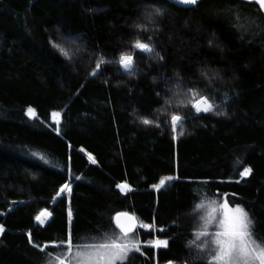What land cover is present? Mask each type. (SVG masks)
I'll list each match as a JSON object with an SVG mask.
<instances>
[{"label": "trees", "instance_id": "obj_1", "mask_svg": "<svg viewBox=\"0 0 264 264\" xmlns=\"http://www.w3.org/2000/svg\"><path fill=\"white\" fill-rule=\"evenodd\" d=\"M238 3L201 0L191 10L167 0H0V264H47L57 251L51 242L67 239L69 206L74 243L118 231L121 211L151 224L136 230L143 254L135 264H207L188 246L196 206L224 195L264 236V32L241 39L224 14ZM145 5L163 16L141 31L134 26L144 22ZM137 36L154 42L163 60L136 50ZM122 54L134 55L136 75L119 65ZM101 59L111 63L93 77ZM212 94L228 117L192 107L193 98ZM53 112L61 113L59 134ZM173 114L184 118L175 132ZM245 167L252 173L241 177ZM168 176L179 179L151 187ZM64 183L70 204L67 193L57 196ZM119 183L133 190L125 195ZM46 209L52 217L41 226L35 217ZM156 238L168 247L147 246Z\"/></svg>", "mask_w": 264, "mask_h": 264}, {"label": "snow or ice", "instance_id": "obj_2", "mask_svg": "<svg viewBox=\"0 0 264 264\" xmlns=\"http://www.w3.org/2000/svg\"><path fill=\"white\" fill-rule=\"evenodd\" d=\"M173 3L181 7H189L191 10H198L197 6L201 0H173ZM259 6L257 9L256 6ZM145 5L144 22L137 23L134 27L141 31L148 30V24H156V17H162L163 12L159 7H152ZM255 10V12L251 11ZM259 13V14H257ZM224 14L234 17L231 21L232 26L241 32V39L244 34L256 35L257 30L264 32V0H239L236 9L228 7L224 9ZM151 40V38H149ZM74 43V41H73ZM60 53L67 59L71 60L68 50L61 44H55ZM134 48L145 54L148 58H156L163 60V56L155 48L154 42H144L138 36L134 42ZM79 51V49H77ZM101 63H111V61H104L101 59L100 63L96 64V71L91 75L96 77L100 75L98 70ZM119 65L122 66L125 73L129 76L136 75L139 71L138 66L135 65V57L131 54H122L118 60ZM205 76L208 73H203ZM178 75V74H177ZM179 88V85H177ZM190 91V90H189ZM159 95V94H158ZM175 95H179L176 92ZM215 95H202L197 100L193 98L192 107L197 113H212L215 116L228 117L229 113L222 105L214 104ZM230 98L225 93L224 100L227 102ZM168 103H172L169 99ZM220 107L221 110H216ZM29 117L36 119V111L34 108L27 109ZM61 113L53 112L52 116L58 126L56 131L59 134V119ZM181 115L173 114L171 116V130L176 131L178 124L183 122ZM142 123L150 125L153 121L142 119ZM159 127V124L156 125ZM180 136L183 135L181 131ZM178 140L179 136H174ZM31 156L38 158L40 162L48 164L49 161L38 152L31 151ZM89 159L93 164L97 161L89 153ZM252 169L245 167L240 173L241 177L251 175ZM79 179V177H77ZM179 177L168 176L161 179L159 183L151 185L156 191L165 187L166 181H173ZM117 188L125 195L132 191V187L127 183L117 184ZM68 194L69 204L71 202L72 187L69 183H64L60 188L57 196L63 193ZM206 204L201 202L196 206L197 210L205 209ZM42 217H52V212L47 209L35 219L40 225L45 224ZM222 217V218H221ZM202 224L194 231V238L188 242V246L195 247L196 256L198 259L207 261V264H264V236H260L254 229V221L250 218L249 213L240 204L232 206L224 195L223 202L220 203L217 199H211L207 205V211L200 217ZM67 224L68 232L66 240H54L51 242L52 248L57 251H49L47 256V264H135L137 256L135 254L142 253V241L136 235L137 228L151 230L152 225L148 223H138L135 215L127 211H121L114 216V228L118 231H103L98 230L97 235L93 237L90 242L80 243L73 241L72 225H73V210L69 206L67 209ZM163 231V229H160ZM5 232V227L0 224V236ZM31 240V232L28 233ZM168 240L156 238L148 243L147 246L159 249L161 247H168ZM40 247V245H36ZM49 248V243L46 242L40 250L43 252Z\"/></svg>", "mask_w": 264, "mask_h": 264}, {"label": "rangeland", "instance_id": "obj_3", "mask_svg": "<svg viewBox=\"0 0 264 264\" xmlns=\"http://www.w3.org/2000/svg\"><path fill=\"white\" fill-rule=\"evenodd\" d=\"M66 193V192H65ZM220 203H222L223 202V200L222 201H220V200H218ZM206 204V208L205 209H201V210H199V212H201L200 213V217L202 216V215H204L205 214V212L207 211V205H208V202L207 203H205ZM200 217H199V225H198V228L200 227V225L202 224V220H200ZM222 218V217H221ZM42 219H44L45 220V224L44 225H46L47 224V222L49 221V217H42ZM38 222V221H37ZM39 223V222H38ZM44 225H41V226H44ZM197 228V229H198ZM137 229H139V228H137ZM145 230H147V229H145ZM154 240V239H153Z\"/></svg>", "mask_w": 264, "mask_h": 264}, {"label": "water", "instance_id": "obj_4", "mask_svg": "<svg viewBox=\"0 0 264 264\" xmlns=\"http://www.w3.org/2000/svg\"><path fill=\"white\" fill-rule=\"evenodd\" d=\"M167 1H169V2L172 3L173 5H176V4L173 3V0H167ZM237 1H239V0H237ZM176 6L181 7V6H179V5H176ZM257 6H258V5H257ZM258 7H259V6H258ZM181 8H184V9H190L189 7H181ZM52 123L56 124V123H55V119L52 120Z\"/></svg>", "mask_w": 264, "mask_h": 264}]
</instances>
